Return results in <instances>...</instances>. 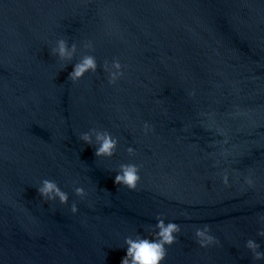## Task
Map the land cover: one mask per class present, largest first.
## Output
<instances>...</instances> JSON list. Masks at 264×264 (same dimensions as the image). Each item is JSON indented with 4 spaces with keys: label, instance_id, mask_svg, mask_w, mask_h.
Returning a JSON list of instances; mask_svg holds the SVG:
<instances>
[{
    "label": "clouds",
    "instance_id": "9594fccd",
    "mask_svg": "<svg viewBox=\"0 0 264 264\" xmlns=\"http://www.w3.org/2000/svg\"><path fill=\"white\" fill-rule=\"evenodd\" d=\"M57 48L53 49V54L58 55L60 59L71 60L76 50L75 44L72 45L71 50L68 49L67 42L64 39L57 41ZM88 47H91L89 43ZM107 62H105L104 70L109 73V84H115L117 80L123 76L122 65L118 60L112 62V68L115 71H108ZM97 61L93 55H85L78 63L75 64L73 70L69 73L68 79L72 82L80 80L85 73L97 71ZM144 130H150V125L145 123ZM95 131V129H93ZM85 144L92 146V136L88 133H83L80 136ZM95 156L96 157H108L111 158L117 148L118 141L107 131H95ZM129 154L134 153V149L129 147L127 149ZM139 167L135 164H121L119 171L115 175L114 184L117 186L126 187L129 190H135L137 184L140 181ZM249 185L252 181H247ZM223 183L228 184V177L225 175ZM38 195L47 201H54L58 198L61 204H67L68 195L62 191L58 184L54 181L45 179L41 182L40 187L37 188ZM75 194L79 197L86 195L85 190L82 187L75 188ZM78 208L75 203L71 206V212L75 214ZM157 223L154 226L158 231L150 233L152 238L142 237L137 235L135 238L126 237V255L122 258L121 264H162L167 255L166 245L171 246L176 242V235L181 231L180 226L177 223L169 222L165 224L164 219L157 217ZM210 227L204 225L203 228H197L195 236L197 242L201 247H207L214 243H218L216 238L209 234ZM260 236H264V231L258 233ZM260 245L252 239L246 242V248L253 253V257L256 260L264 259V252L258 251Z\"/></svg>",
    "mask_w": 264,
    "mask_h": 264
}]
</instances>
